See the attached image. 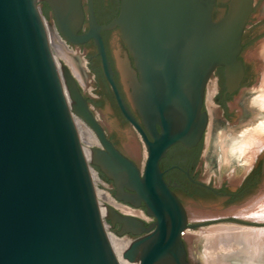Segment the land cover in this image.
Returning a JSON list of instances; mask_svg holds the SVG:
<instances>
[{"label":"water","instance_id":"water-1","mask_svg":"<svg viewBox=\"0 0 264 264\" xmlns=\"http://www.w3.org/2000/svg\"><path fill=\"white\" fill-rule=\"evenodd\" d=\"M38 1L0 0V264H119L89 162L114 181L118 200L135 207L144 203L156 219L147 225L103 203L113 229L122 226L114 229L118 235L136 236L123 258L189 264L183 239L187 213L160 162L175 144L200 142L209 124L204 110L209 81L223 66L229 90L239 89L246 74L241 55L248 80L237 96L236 116L219 139L209 135L208 147L216 149L219 164L227 163L225 171H244L264 146V0H256L245 50L254 0H231L218 21L213 19L217 0H122L119 16L108 24H99L91 1L90 29L84 33L83 0H43L67 43L96 40L118 105L146 145L143 166L108 138L76 75L60 59L59 70ZM116 27L135 60L136 69L125 63V77L133 79L131 100L144 126L123 98L107 56L102 31ZM76 116L102 145L91 148L90 161ZM263 196L264 191L251 204ZM230 262L264 264V245L234 251Z\"/></svg>","mask_w":264,"mask_h":264},{"label":"flooded vegetation","instance_id":"flooded-vegetation-1","mask_svg":"<svg viewBox=\"0 0 264 264\" xmlns=\"http://www.w3.org/2000/svg\"><path fill=\"white\" fill-rule=\"evenodd\" d=\"M91 1L99 24H108L120 14L122 0H83L86 17L83 29L80 33L87 32L90 29L89 9ZM230 2L231 0H217L213 10V19L215 21L222 19L228 13ZM256 8L257 1L254 0V10L251 13L249 23L244 33V50L250 43L247 42V35ZM43 9L48 16L53 17L52 10L46 1L43 3ZM102 36L107 56L114 71V78L118 84L120 92L133 114L144 126L143 119L131 100L133 79L132 77H123L127 60L129 61L130 66L136 69L135 60L129 49L128 43L124 39L120 27L111 30H103ZM68 45L74 50L77 49V51L84 56L88 72L92 73L94 78L97 77L99 81L98 83L101 84V86H97L98 88L96 89L98 96H93L85 89L84 85L77 78L85 97L89 101L91 110L102 124L108 138L115 144V146L139 164L136 159L120 148L116 140L95 113L96 107L100 108L102 101H105V97L108 96L120 115L129 122L123 115L115 93L105 76L102 57L96 40L92 38L86 43L80 45H73L70 43H68ZM240 58L244 61L246 74L239 89L233 92L229 90L225 68L223 66H219L215 70L209 81L213 86L210 87L209 95L208 97L206 95L204 104V110L209 114V124L200 142L192 147H188L183 143H177L168 150L166 156L160 162L165 180L180 199L187 213L188 228L183 233V239L186 244L189 261L191 254L193 257V248L190 246L187 236L192 233L193 229H203L205 226L212 227L215 225L228 224L248 227H264V221L251 219V216L245 217L244 214H234L235 210L244 207H247L244 211L251 210V200L264 191V146H262L256 154L251 155V163L244 171L239 170V167L225 171L227 169V163L222 161L221 164H219V155L215 152L216 149L214 150V147H211V149L210 145L207 147L208 134L210 133L209 135L212 139L215 136L219 139V134L227 133L226 128L231 126L232 123H230V121L236 116L234 110L238 104L237 96L240 94V90L245 86L248 80L247 64L242 55ZM137 76L139 78V75ZM212 79L214 81H212ZM212 106L217 109V113L214 116H212L210 110ZM147 133L152 139L150 133L148 131ZM97 146L100 147L99 141L96 147ZM97 168L100 173L106 177L105 180L109 183L111 189L116 194L117 187L115 186L114 181L110 179L100 167ZM214 170H216V172ZM121 202L126 208L140 210L142 215L150 217L151 220H147L146 218L139 216L147 221V225L155 222L156 219L147 214V208L144 203H142L140 207H135L131 203L124 201ZM194 215L195 218L193 217ZM121 228L122 226L119 224L114 227L116 231ZM125 236H130L132 238V240L127 238L130 240V244L136 237L133 234H127Z\"/></svg>","mask_w":264,"mask_h":264},{"label":"bare ground","instance_id":"bare-ground-1","mask_svg":"<svg viewBox=\"0 0 264 264\" xmlns=\"http://www.w3.org/2000/svg\"><path fill=\"white\" fill-rule=\"evenodd\" d=\"M56 26L53 22H48V21L46 22L47 32H48L50 41H52V43L54 44V48L56 49L58 55L64 59L65 62L64 61L63 62L65 63V65H67L73 71V73L76 75V77H78V79L80 78L81 81H83L85 83L87 81L86 76H88V71H87V67H86V59L84 58V56L80 52L75 51L74 49L69 47L68 43L66 41H64L63 38L59 35V33L56 29ZM55 56H56V54H55ZM56 58H57V64H58L59 70L62 73V71H63L62 65L60 64V62L58 60V56H56ZM262 82H263L262 83V85H263L264 79ZM210 110H211V114L213 115V112H214V110H216V108L212 106ZM75 120H76V124H77L78 130H79L81 139H83L86 142H91L90 140H92V138H96L95 137L96 133L94 132L95 133L94 134L91 131L92 128L82 118L76 116ZM100 145H101V142H100ZM91 148H94V146L88 147V148L84 147L85 152L89 158L91 157V153H92ZM97 194L102 199L108 200L110 202H114L113 198L106 192L97 191ZM262 199L263 198L260 197L255 202H253L251 204V210L250 209H249V211L243 210L239 214H244L245 217L251 216V219L264 221V199L263 200ZM256 204H257V206H255ZM117 206L121 207L122 210L127 211V212H136L135 210L126 208L125 206L122 207L118 204H117ZM253 208H254V210H253ZM101 211L103 214H105V213L107 214V207H104L103 209H101ZM197 236L204 237L203 239H201V241L206 240L205 242H208V241L216 242L217 246H219L218 243L219 244L223 243V241L225 242V244H226V242H228V243H230L229 246L231 247L230 251L232 253L234 251H238V250L250 249V246L252 249V248L259 247V245H261V246L264 245V227H252V226L248 227V226H243V225H229V224L228 225H215L212 227H208L206 229L203 228L200 233L188 234L187 239L190 242V244L195 243L194 237H197ZM108 237H109V241L111 244L112 251L114 253V256H115L117 262L119 264H135V263L129 262L128 260L123 258V253H124L125 249H127V247L130 245V240H128L127 238H120L114 234H108ZM258 240H260V241H258ZM261 241H263V243L259 244V242H261ZM208 244H207V246H208ZM216 245L214 244L213 246H216ZM211 246H212V244H211ZM212 248L214 249V247H212ZM220 248H221V246H220ZM223 250H224V247H223ZM224 256H223V254L219 255V257L217 255V258L219 261L217 264H230L229 260H226V261L223 260ZM193 258L196 260L197 257L195 255H193ZM219 258L221 260H219ZM208 260H209L208 261V264H209L211 262V257L208 258ZM210 264H212V263H210Z\"/></svg>","mask_w":264,"mask_h":264},{"label":"rangeland","instance_id":"rangeland-1","mask_svg":"<svg viewBox=\"0 0 264 264\" xmlns=\"http://www.w3.org/2000/svg\"><path fill=\"white\" fill-rule=\"evenodd\" d=\"M38 3L41 4L42 8H43L44 1L43 0H39ZM45 16H46L48 22H53L55 24L53 17H50L47 14ZM56 29H57L59 35L61 36V33H60V31H59L57 26H56ZM63 40H64V38H63ZM50 43H51V47L53 49L54 54H56V56H58V59L64 61V59L61 56L58 55L56 49L54 48V44L52 43V41H50ZM75 50L77 51V49H75ZM123 77H125V70H124ZM263 77H264V74H263L262 79H261V84L263 83L262 82L263 79H264ZM86 78H87V81L85 83L83 81H81L80 78H79V80L84 85L85 89L88 90L93 96H98V93L96 92V89L98 87H100V83H98L99 82L98 78L97 77L94 78L93 74L90 73V72H88V76H86ZM212 81H214V80L212 79ZM211 86H213V84L210 82L208 84L207 97L209 95V89H210ZM126 90H127V88H126ZM95 113L98 116V118L101 120V122H103L105 127L108 129L109 133L116 140V142L118 143L120 148L124 152H126L128 155H130L131 157L136 159L137 162L141 166H143L144 163H145V160L147 158V155H148L146 145H145L142 137L140 136V134L134 128V126L132 124H130L129 122H127L126 120H121L118 117V114H117V112L115 110V107L112 104V101L110 100V98L108 96L105 97V101H103L101 103L100 108L96 107ZM91 131L94 133V131L92 129H91ZM95 137H96V135H95ZM208 140H209V134H208V137H207V147H208ZM82 141H83L84 147L88 148V147H93V146L96 147V145L98 144L99 140H97V138H92V140H90L91 142H86L83 139H82ZM109 193L111 194V196L115 197L112 189L109 190ZM98 198H99V196H98ZM261 198L264 199V196L261 197ZM99 200H100V198H99ZM120 206L123 207L124 204H121ZM255 206H257V204ZM116 208L121 210L122 212L131 213V214H134V215H137V216L144 217L147 220H151L150 217H148L147 215H142V212L140 210L134 209L136 212H127V211L122 210V208L119 207V206L116 207ZM253 210H254V208H253ZM206 228H208V226L204 227V229H206ZM201 230H202V228L193 229L192 233H200ZM114 233L120 238H128V239L132 240V238L130 236H119L118 233L115 230H114ZM203 238L204 237H201V236L194 237L195 243L190 244V246H192V248H193V255H195L197 258L195 260L192 257V254H191V258H190L189 264H208V261H209L208 258H210V257H211V262L210 263L217 264L219 262L218 258H217V255L219 257V255H222V254H223V256L225 255L223 260H225V261L229 260L230 261L229 257L232 254V252L230 251L231 247L229 246L230 243L226 242V244H225V242L223 241V243H220V244L218 243L219 246H217L216 242H210L208 240H207L208 242H205L206 240L201 241V239H203ZM258 241H260V240H258ZM262 243H263V241L259 242V244H262ZM207 244H208V246H207ZM211 244H212V246H211ZM214 244L216 246H213ZM220 246H221L222 249L220 248ZM259 246H261V245H259ZM212 247H214V249ZM223 247H224V250H223ZM226 255L227 256L229 255V256L227 257ZM219 260H221V259L219 258ZM230 264H231V262H230Z\"/></svg>","mask_w":264,"mask_h":264},{"label":"built area","instance_id":"built-area-1","mask_svg":"<svg viewBox=\"0 0 264 264\" xmlns=\"http://www.w3.org/2000/svg\"><path fill=\"white\" fill-rule=\"evenodd\" d=\"M97 147H99V146H97ZM100 147H102V146L100 145ZM88 159L90 161L89 157H88ZM89 166H90L91 175L93 177V181H94V184L96 186L97 191L106 192V193H108L111 196V194L109 193V190L111 189L109 183L100 176L99 170L93 164H91L90 162H89ZM111 197L113 198L114 202H110L108 200H105V199H102V198L99 197L100 198L99 203H100L101 209H103L104 207H107V205L116 208V207H118L117 204L118 205L123 204L117 198H115L113 196H111ZM103 203H106L107 205H104ZM103 217H104V222H105V226H106L108 234L116 235L114 233V230H113L112 226H111V223L106 219V213L103 214Z\"/></svg>","mask_w":264,"mask_h":264},{"label":"trees","instance_id":"trees-1","mask_svg":"<svg viewBox=\"0 0 264 264\" xmlns=\"http://www.w3.org/2000/svg\"><path fill=\"white\" fill-rule=\"evenodd\" d=\"M44 11V14L46 15V12H45V10H43ZM102 176H103V178H105L106 179V177L103 175V174H101Z\"/></svg>","mask_w":264,"mask_h":264}]
</instances>
